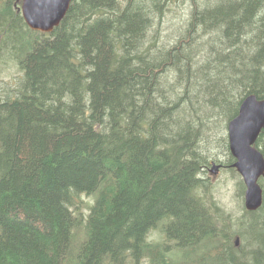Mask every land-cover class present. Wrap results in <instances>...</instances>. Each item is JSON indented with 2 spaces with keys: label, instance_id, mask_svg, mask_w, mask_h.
<instances>
[{
  "label": "trees",
  "instance_id": "trees-1",
  "mask_svg": "<svg viewBox=\"0 0 264 264\" xmlns=\"http://www.w3.org/2000/svg\"><path fill=\"white\" fill-rule=\"evenodd\" d=\"M20 7L0 0L24 74L0 92V264H264V204L235 217L204 177L215 119L264 98V0H73L48 34Z\"/></svg>",
  "mask_w": 264,
  "mask_h": 264
},
{
  "label": "water",
  "instance_id": "water-1",
  "mask_svg": "<svg viewBox=\"0 0 264 264\" xmlns=\"http://www.w3.org/2000/svg\"><path fill=\"white\" fill-rule=\"evenodd\" d=\"M73 0H22L20 12L28 27L36 32L52 33L68 14ZM264 130V98L248 95L238 115L228 124L229 148L235 159L233 168L242 176L245 186V208L255 212L264 204L260 180L264 178V155L256 144ZM221 166L213 164L216 175ZM239 238L236 246H239Z\"/></svg>",
  "mask_w": 264,
  "mask_h": 264
},
{
  "label": "rangeland",
  "instance_id": "rangeland-1",
  "mask_svg": "<svg viewBox=\"0 0 264 264\" xmlns=\"http://www.w3.org/2000/svg\"><path fill=\"white\" fill-rule=\"evenodd\" d=\"M187 6L188 5L184 4L175 5L170 11H168L170 14L167 13L166 15L168 18L162 25V34L168 35L169 32L178 29L180 26L179 23H185V21L189 18ZM6 58L1 57L0 59V92L2 100L16 97V90L18 88L17 85H20L24 77L20 66L12 61H8L7 64ZM215 122V137L210 145V151L206 153L209 157V165L204 168V177L213 188L214 198L217 199L228 212H231L235 217H239L244 213V209L246 210V186L242 176L232 167L235 163V159L232 157L229 148L228 124L230 121L229 119L225 121L224 117L221 116L219 118L217 117ZM231 160L233 162H231ZM213 164L221 166L216 175L211 173ZM97 196V194L79 195L77 197L79 198V211H77L81 213L83 211L86 216L90 212L91 205L94 204ZM72 209L75 210V208ZM83 237L84 232H80V239L77 245L80 244ZM148 240L151 243L166 242L165 236L162 232V227L159 226V228L153 230L149 235ZM241 242L242 243H239L240 247L244 245L242 240ZM148 261L149 260H146L145 262L143 261V263L148 264L150 262Z\"/></svg>",
  "mask_w": 264,
  "mask_h": 264
},
{
  "label": "bare ground",
  "instance_id": "bare-ground-1",
  "mask_svg": "<svg viewBox=\"0 0 264 264\" xmlns=\"http://www.w3.org/2000/svg\"><path fill=\"white\" fill-rule=\"evenodd\" d=\"M117 52V51H116ZM121 52V51H120ZM119 54V53H118ZM16 83V82H15ZM19 84V83H18ZM18 86V85H17ZM16 88V87H15ZM211 169V168H210ZM209 170V169H208ZM209 177V176H208ZM210 179V177H209ZM207 180V179H206ZM261 182V181H260ZM199 183V182H198ZM240 186V185H239ZM263 188V187H262ZM210 192V191H209ZM200 214V213H199ZM162 227V226H161ZM149 237V236H148ZM242 243V242H241ZM130 258V257H129ZM149 258V257H148ZM131 259V258H130ZM147 260V259H146ZM149 262V261H148ZM149 264V263H148ZM151 264V263H150Z\"/></svg>",
  "mask_w": 264,
  "mask_h": 264
}]
</instances>
